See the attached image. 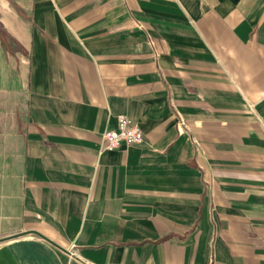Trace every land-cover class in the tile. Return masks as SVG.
Here are the masks:
<instances>
[{
    "label": "crops",
    "instance_id": "1",
    "mask_svg": "<svg viewBox=\"0 0 264 264\" xmlns=\"http://www.w3.org/2000/svg\"><path fill=\"white\" fill-rule=\"evenodd\" d=\"M196 263L264 264V0H0V264Z\"/></svg>",
    "mask_w": 264,
    "mask_h": 264
},
{
    "label": "built area",
    "instance_id": "2",
    "mask_svg": "<svg viewBox=\"0 0 264 264\" xmlns=\"http://www.w3.org/2000/svg\"><path fill=\"white\" fill-rule=\"evenodd\" d=\"M105 148L113 150L122 144L126 146L142 144L145 141L140 126L129 116L119 115L116 128L107 130L104 135ZM200 264V263H196Z\"/></svg>",
    "mask_w": 264,
    "mask_h": 264
}]
</instances>
